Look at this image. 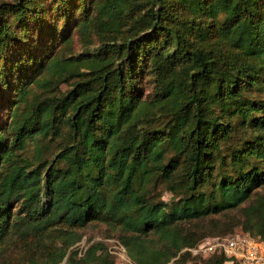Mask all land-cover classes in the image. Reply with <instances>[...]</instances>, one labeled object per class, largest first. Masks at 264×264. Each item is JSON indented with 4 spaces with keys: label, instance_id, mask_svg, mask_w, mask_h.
Masks as SVG:
<instances>
[{
    "label": "trees",
    "instance_id": "16d2710c",
    "mask_svg": "<svg viewBox=\"0 0 264 264\" xmlns=\"http://www.w3.org/2000/svg\"><path fill=\"white\" fill-rule=\"evenodd\" d=\"M74 31L98 44L62 56ZM208 215L264 240V0L0 1V247L14 234L24 264H56L100 221L134 264H182L204 231L181 222ZM78 252L116 264L103 243Z\"/></svg>",
    "mask_w": 264,
    "mask_h": 264
},
{
    "label": "rangeland",
    "instance_id": "374dc122",
    "mask_svg": "<svg viewBox=\"0 0 264 264\" xmlns=\"http://www.w3.org/2000/svg\"><path fill=\"white\" fill-rule=\"evenodd\" d=\"M64 44L67 45L64 46ZM97 44H98V40L95 34L90 35V42L83 43L82 38H80L79 34L76 31H74L71 35L70 41L67 43L58 44L57 50L62 56H68L70 54L78 53L86 49H90V50L95 49ZM83 70L84 68H81V71ZM67 87H68V82L66 81L65 82L59 81L56 84H54L52 87H39L37 85H31V88L27 90L28 93L26 94V98H23L22 105H24V107H26L27 109L29 106H31V103L35 98L42 97L45 95L58 94L61 91L65 90ZM145 87L146 89L150 90L147 86ZM164 119L165 117L163 116L159 118L160 121H163ZM238 121L239 118H234L233 120V122H238ZM242 137L244 136H242V128H241L239 133L232 134L230 141L232 143L234 142L238 143L243 139ZM48 141L50 143L48 144V147L45 150V154H47L51 150V148L52 149L55 148L54 143L58 141L57 136L55 134L52 135L51 140ZM227 145L223 146L222 148H224L225 150ZM35 152L36 151L33 140H29L25 149L19 151L21 156L25 158L24 161H26L27 157H33ZM151 191H152L151 193H153L156 196V198L162 199L164 201L165 200L168 201L170 199L171 194L167 190L166 185L163 183L159 184L155 189ZM213 218H217L218 221L216 222L210 221V219ZM237 218L238 217L236 216V219ZM230 225H231L230 220H228L226 217L218 216V215H208L203 219L181 222L182 230H187L188 232L192 231L195 233L204 231V234L200 238H198L196 243L205 235H209L212 233L214 234L228 233L227 231L229 230H222V228ZM233 229L238 230L240 229V226L235 225ZM78 232L81 234L80 239L77 240L73 245H71L68 248L66 255L63 257V259L60 262L56 264H69L67 257L72 252V250L78 249L79 251L78 254L81 255L83 250L93 242L103 243L105 247L113 255L116 264H134L133 260L130 258L127 252L126 246L121 242L119 238V234L124 232L123 230H121L119 226H115L113 224L100 222V221L91 222L86 226L79 228ZM22 253H24V248L22 247L20 240H18L15 237V235L12 234L6 239V241L0 247V264H24L23 260L25 259H23ZM30 253H35L36 255H39V252L36 249H34L33 246H31ZM178 255L179 253L175 257L171 258L166 264H181L176 260ZM3 258H6L7 261H5ZM206 258L207 256H200L196 254L193 255L189 252L188 258L182 264H205V262H203V259ZM37 261L38 262L36 264H48L45 258L42 259L38 258Z\"/></svg>",
    "mask_w": 264,
    "mask_h": 264
},
{
    "label": "built area",
    "instance_id": "2783aa9c",
    "mask_svg": "<svg viewBox=\"0 0 264 264\" xmlns=\"http://www.w3.org/2000/svg\"><path fill=\"white\" fill-rule=\"evenodd\" d=\"M183 250L207 257L221 254L224 264H264V240L246 231L205 235Z\"/></svg>",
    "mask_w": 264,
    "mask_h": 264
}]
</instances>
